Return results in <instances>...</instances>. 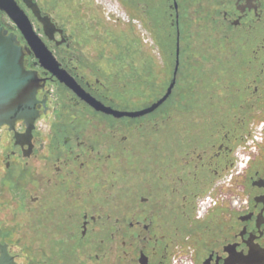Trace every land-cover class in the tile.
<instances>
[{
    "label": "flooded vegetation",
    "instance_id": "flooded-vegetation-1",
    "mask_svg": "<svg viewBox=\"0 0 264 264\" xmlns=\"http://www.w3.org/2000/svg\"><path fill=\"white\" fill-rule=\"evenodd\" d=\"M33 1L0 264H264V0Z\"/></svg>",
    "mask_w": 264,
    "mask_h": 264
},
{
    "label": "water",
    "instance_id": "water-1",
    "mask_svg": "<svg viewBox=\"0 0 264 264\" xmlns=\"http://www.w3.org/2000/svg\"><path fill=\"white\" fill-rule=\"evenodd\" d=\"M35 14L37 4L22 0ZM0 10L7 13L24 35L32 33L29 21L16 0H0ZM46 27L49 20L41 19ZM36 83L31 72L23 67V52L14 44V36L0 27V123L31 113Z\"/></svg>",
    "mask_w": 264,
    "mask_h": 264
},
{
    "label": "trees",
    "instance_id": "trees-1",
    "mask_svg": "<svg viewBox=\"0 0 264 264\" xmlns=\"http://www.w3.org/2000/svg\"><path fill=\"white\" fill-rule=\"evenodd\" d=\"M66 1H70L71 3L78 2V0H66Z\"/></svg>",
    "mask_w": 264,
    "mask_h": 264
}]
</instances>
